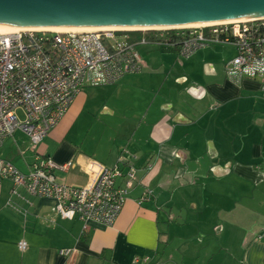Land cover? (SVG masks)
<instances>
[{
	"label": "crops",
	"instance_id": "1",
	"mask_svg": "<svg viewBox=\"0 0 264 264\" xmlns=\"http://www.w3.org/2000/svg\"><path fill=\"white\" fill-rule=\"evenodd\" d=\"M151 34L138 44L142 70L84 88L38 149L21 131L0 147L23 172L37 152L73 161L56 175L76 186L88 183L93 162L112 167L124 156L137 179L117 221H53L54 198L14 194L13 181L0 179V264H264L261 83L228 78L233 45L230 56V44H213L187 57ZM83 112L100 132L78 136Z\"/></svg>",
	"mask_w": 264,
	"mask_h": 264
},
{
	"label": "built area",
	"instance_id": "2",
	"mask_svg": "<svg viewBox=\"0 0 264 264\" xmlns=\"http://www.w3.org/2000/svg\"><path fill=\"white\" fill-rule=\"evenodd\" d=\"M133 30L0 32V147L15 132L25 133L33 150L59 124L77 95L86 87L111 85L138 73L144 62L138 44L154 32L155 42L179 47L184 56L213 44H230L237 54L225 63L228 78L240 82L258 79L264 94V17L203 27ZM136 158V157H134ZM125 157L112 167L93 162L89 181L76 186L58 179L57 170L68 171L73 161L56 162L37 152L28 172L0 157V179L13 181V193L55 199L52 220L77 217L112 226L117 221L129 190L137 179L136 169L122 168ZM124 178V184H118ZM148 194L139 200L142 203ZM27 242H19L21 250ZM73 249H62L70 254ZM138 261V260H137ZM144 261H148L145 257Z\"/></svg>",
	"mask_w": 264,
	"mask_h": 264
},
{
	"label": "water",
	"instance_id": "3",
	"mask_svg": "<svg viewBox=\"0 0 264 264\" xmlns=\"http://www.w3.org/2000/svg\"><path fill=\"white\" fill-rule=\"evenodd\" d=\"M264 13V0H0V21L38 24H162Z\"/></svg>",
	"mask_w": 264,
	"mask_h": 264
},
{
	"label": "bare ground",
	"instance_id": "4",
	"mask_svg": "<svg viewBox=\"0 0 264 264\" xmlns=\"http://www.w3.org/2000/svg\"><path fill=\"white\" fill-rule=\"evenodd\" d=\"M264 13L252 14L239 18H233L228 20H203V21H192L182 23H162V24H119L111 26H96V25H83V24H65V25H50V24H38L30 22H11V21H0V32H15L19 30H51L58 32L65 31H92V30H160V29H171V28H191V27H203L213 24H221L234 21H246L257 18H263Z\"/></svg>",
	"mask_w": 264,
	"mask_h": 264
},
{
	"label": "rangeland",
	"instance_id": "5",
	"mask_svg": "<svg viewBox=\"0 0 264 264\" xmlns=\"http://www.w3.org/2000/svg\"><path fill=\"white\" fill-rule=\"evenodd\" d=\"M133 34H135V33H133ZM142 34H143V32H137L135 35L139 36ZM224 48H225L226 54L228 56L233 55L235 53V49L233 48L232 45H226V46H224ZM101 86H103V85H101ZM94 87H97V86H94ZM97 105H99V102H97V100H93V103L90 104V106H89V110H93L94 112H96ZM87 108H88V105H87L86 109ZM93 116L94 115H90L87 112H83L81 114V116L79 117L77 124H76V129L78 130V136L82 135L89 128H92V130L95 131L96 133L101 131V127H99V123L97 121H94ZM31 148H32V145H31ZM218 258L220 259L219 255L217 256V259Z\"/></svg>",
	"mask_w": 264,
	"mask_h": 264
},
{
	"label": "trees",
	"instance_id": "6",
	"mask_svg": "<svg viewBox=\"0 0 264 264\" xmlns=\"http://www.w3.org/2000/svg\"><path fill=\"white\" fill-rule=\"evenodd\" d=\"M137 32H143V31H142V30H133V31H131V33H135V34H136ZM149 33H152V34H151V35H152V36H151V38H152L151 40H154V41H155V39H156V37H155V35H154L155 33H154L153 31H152V32L150 31ZM147 37H148V36H147ZM149 37H150V36H149ZM149 37H148V38H149ZM149 40H150V39H149Z\"/></svg>",
	"mask_w": 264,
	"mask_h": 264
}]
</instances>
